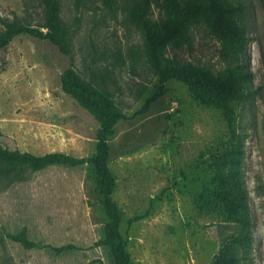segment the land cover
<instances>
[{"label":"rangeland","instance_id":"obj_1","mask_svg":"<svg viewBox=\"0 0 264 264\" xmlns=\"http://www.w3.org/2000/svg\"><path fill=\"white\" fill-rule=\"evenodd\" d=\"M142 1L59 0L69 54L27 35L0 51V146L38 156L95 154L100 123L62 89L72 69L126 116L109 139V167L132 264H210L239 218L250 228L247 264H264V0H222L246 7L240 61L213 34L215 19L194 25L190 44L165 52L218 80L230 68L249 73L254 94L235 106L234 133L223 111L204 107L178 81L139 113L159 89L135 17ZM0 14L47 31L42 0H0ZM149 17L157 26L165 19L155 4ZM222 168L232 181H217ZM18 172L0 176V264H114L109 249L94 247L107 218L93 167ZM240 188L244 205L229 208L223 194ZM23 229L42 245L81 250H26L9 238Z\"/></svg>","mask_w":264,"mask_h":264},{"label":"trees","instance_id":"obj_2","mask_svg":"<svg viewBox=\"0 0 264 264\" xmlns=\"http://www.w3.org/2000/svg\"><path fill=\"white\" fill-rule=\"evenodd\" d=\"M46 6L47 31L35 28L20 19L9 20L0 14V51L5 50L12 41L21 35L40 40H48L64 54H69L70 46L60 18L59 0H42ZM155 4L164 14L165 19L160 26L149 17L152 5ZM244 5L224 4L222 0H143L136 10V21L145 39L146 55L152 69L159 79L158 91L150 97L139 112L146 113L151 105L167 92L170 81L185 84L201 105L223 111L228 120L231 132H235L233 116L235 106L251 100L254 91L248 88L247 71L237 75L236 70L229 69L222 80L214 78L210 71L193 65L181 64L166 56L169 46L177 47L190 44L192 27L198 23H210L213 19V34L224 41L228 56L241 60L242 48L245 44V26L240 20L245 14ZM243 81V82H242ZM63 91L74 98L79 105L95 117L100 123L96 152L91 157L75 158L64 153H49L38 156L20 150H10L0 146V176L19 173L25 169L39 172L51 166H69L72 168L91 166L94 169L100 202L107 221L102 224V240L94 244L95 248H107L111 251L114 264H132V256L128 251V243L120 227L123 217L120 208L113 199L116 181L111 173L109 162L111 150L109 139L114 127L126 116L115 109L112 102L97 92L89 84L77 80L72 69L65 71L62 77ZM217 181H232L226 168L216 174ZM242 188L232 194H223V199L231 208L233 204L244 205ZM238 232L227 238L210 264H247L249 253V225L243 218L238 219ZM9 238L19 243L26 250H49L57 256L67 255L81 250L73 244L60 247L42 245L32 240L26 229L10 234Z\"/></svg>","mask_w":264,"mask_h":264}]
</instances>
